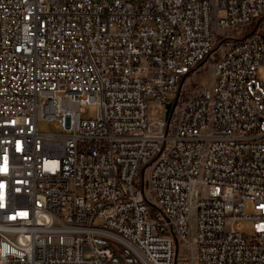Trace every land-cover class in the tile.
<instances>
[{
  "label": "built area",
  "instance_id": "1",
  "mask_svg": "<svg viewBox=\"0 0 264 264\" xmlns=\"http://www.w3.org/2000/svg\"><path fill=\"white\" fill-rule=\"evenodd\" d=\"M183 262L264 264V0H0V264Z\"/></svg>",
  "mask_w": 264,
  "mask_h": 264
},
{
  "label": "rangeland",
  "instance_id": "2",
  "mask_svg": "<svg viewBox=\"0 0 264 264\" xmlns=\"http://www.w3.org/2000/svg\"><path fill=\"white\" fill-rule=\"evenodd\" d=\"M105 1V0H100ZM138 2L142 0H136ZM215 18V17H214ZM215 32L218 34L219 41L221 42L224 38H226V34H229L231 37L238 36L237 34H232L229 32H226L224 29L219 28L216 25V21L218 17L215 18ZM218 59V55L214 54L212 55L200 68H198L192 75L187 79L185 85L190 90H200L205 88H210L212 86L213 82V76L212 71L215 67V63ZM176 96L172 95L170 99H175ZM165 110L164 106L161 105L158 102H151L149 104V115L151 118H161L164 116ZM97 115V108L95 106H88L86 108V112L84 113V116L86 118H95ZM39 129L41 132H47V133H56L59 132V128L56 126L54 122L47 121V120H40L39 121ZM247 211L249 213L253 212V207L251 204H248ZM252 223L251 222H245V230L244 232L246 235H250L252 233ZM190 230L192 232V237L196 235L197 233V222L195 217L192 218L190 222ZM183 250V248H181ZM182 264H186V262H183Z\"/></svg>",
  "mask_w": 264,
  "mask_h": 264
},
{
  "label": "water",
  "instance_id": "3",
  "mask_svg": "<svg viewBox=\"0 0 264 264\" xmlns=\"http://www.w3.org/2000/svg\"><path fill=\"white\" fill-rule=\"evenodd\" d=\"M167 108L170 110V108H171V104L170 103L167 104Z\"/></svg>",
  "mask_w": 264,
  "mask_h": 264
}]
</instances>
